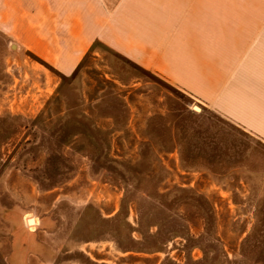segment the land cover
I'll return each instance as SVG.
<instances>
[{
	"label": "rangeland",
	"instance_id": "1",
	"mask_svg": "<svg viewBox=\"0 0 264 264\" xmlns=\"http://www.w3.org/2000/svg\"><path fill=\"white\" fill-rule=\"evenodd\" d=\"M133 6L0 0V264H264L263 146L98 44L77 78L56 70L95 36L121 37ZM110 174L130 192L117 219L125 186Z\"/></svg>",
	"mask_w": 264,
	"mask_h": 264
},
{
	"label": "crops",
	"instance_id": "2",
	"mask_svg": "<svg viewBox=\"0 0 264 264\" xmlns=\"http://www.w3.org/2000/svg\"><path fill=\"white\" fill-rule=\"evenodd\" d=\"M130 9L123 11L124 20L129 21H124L121 37L113 33L95 36L75 62L57 68L58 73L77 78L82 61L90 51L97 54L100 48L94 46L98 44L115 60L114 67L119 60L127 67L124 72L129 71L130 78L153 75L163 80L224 125L247 135L254 146L264 147V0H139V6ZM97 104H92L95 111ZM88 115L78 107V124H85ZM155 115L161 121L167 116L164 111ZM90 125L94 131L111 129L99 128L96 121ZM62 161L67 164L65 158ZM37 185L46 187L43 190L48 193L57 189L56 185ZM6 211L2 210V225ZM24 215L17 211L18 219ZM27 224L38 226L34 218ZM4 227H8L6 222ZM9 256L3 255L4 260Z\"/></svg>",
	"mask_w": 264,
	"mask_h": 264
},
{
	"label": "trees",
	"instance_id": "3",
	"mask_svg": "<svg viewBox=\"0 0 264 264\" xmlns=\"http://www.w3.org/2000/svg\"><path fill=\"white\" fill-rule=\"evenodd\" d=\"M19 124L18 123H12V124H10L9 125V127H8V129H6V133H10V135L12 134V132H15L16 130H18L19 128H20V126H18ZM1 159V158H0ZM114 163V162H113ZM113 163H111V164H113ZM115 164V163H114ZM110 180H113L114 182H118V181H120V182H122L123 183V185L125 186L124 187V190H123V195H122V198H121V202H120V207H119V210H118V212H117V214L113 217V218H115V219H117V218H120V216H122L123 215V210H125V209H127V207H126V203L125 202H127V200H128V195L127 194H130V192H129V189H128V187L126 186V184H125V179L124 178H122V176H115L114 174H110L109 176H107ZM122 180V181H121ZM127 188V189H126ZM114 219V220H115ZM130 237V236H129ZM130 240L132 241V239L130 238ZM129 240V241H130ZM123 251H128V250H123ZM161 264H164V262L163 263H161ZM187 264H189V263H187Z\"/></svg>",
	"mask_w": 264,
	"mask_h": 264
},
{
	"label": "bare ground",
	"instance_id": "4",
	"mask_svg": "<svg viewBox=\"0 0 264 264\" xmlns=\"http://www.w3.org/2000/svg\"><path fill=\"white\" fill-rule=\"evenodd\" d=\"M198 110V109H197ZM32 223H34V220H31L30 222H29V224H32Z\"/></svg>",
	"mask_w": 264,
	"mask_h": 264
},
{
	"label": "water",
	"instance_id": "5",
	"mask_svg": "<svg viewBox=\"0 0 264 264\" xmlns=\"http://www.w3.org/2000/svg\"><path fill=\"white\" fill-rule=\"evenodd\" d=\"M31 220H29V222H30Z\"/></svg>",
	"mask_w": 264,
	"mask_h": 264
}]
</instances>
